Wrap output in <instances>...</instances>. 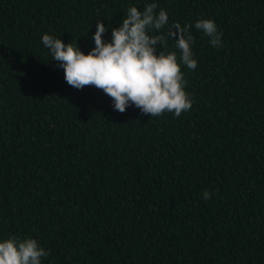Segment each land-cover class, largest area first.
Instances as JSON below:
<instances>
[{
	"label": "trees",
	"instance_id": "1",
	"mask_svg": "<svg viewBox=\"0 0 264 264\" xmlns=\"http://www.w3.org/2000/svg\"><path fill=\"white\" fill-rule=\"evenodd\" d=\"M153 2L193 25L180 117L71 87L41 42L87 54L98 22L108 42ZM12 235L36 239L42 264H264V0H0V240Z\"/></svg>",
	"mask_w": 264,
	"mask_h": 264
},
{
	"label": "clouds",
	"instance_id": "2",
	"mask_svg": "<svg viewBox=\"0 0 264 264\" xmlns=\"http://www.w3.org/2000/svg\"><path fill=\"white\" fill-rule=\"evenodd\" d=\"M157 8L155 2L145 3L142 10L129 7L120 26L112 29L108 42L103 39L107 28L98 22L92 37L95 47L87 54L76 42L65 44L49 34H44L41 42L52 60L63 68L64 79L71 87L82 90L95 86L103 90L120 113L134 105L142 114L153 117L165 112L180 117L192 108L182 66L197 68L193 25H169L168 13ZM194 27L209 38L213 47H223V34L214 20L198 19ZM169 41L173 42L172 51H168ZM203 197L210 199L211 193L205 191ZM48 254L34 238L12 235L0 240V264H42Z\"/></svg>",
	"mask_w": 264,
	"mask_h": 264
}]
</instances>
